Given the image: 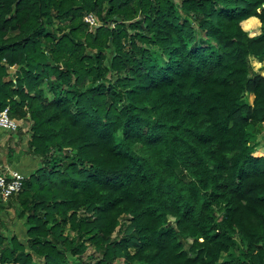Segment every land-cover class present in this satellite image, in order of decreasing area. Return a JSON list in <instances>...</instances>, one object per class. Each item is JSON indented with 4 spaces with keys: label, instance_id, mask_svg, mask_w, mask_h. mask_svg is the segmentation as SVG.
<instances>
[{
    "label": "trees",
    "instance_id": "16d2710c",
    "mask_svg": "<svg viewBox=\"0 0 264 264\" xmlns=\"http://www.w3.org/2000/svg\"><path fill=\"white\" fill-rule=\"evenodd\" d=\"M256 18L264 0H0V112L45 162L0 202L26 228L0 216V264H264Z\"/></svg>",
    "mask_w": 264,
    "mask_h": 264
},
{
    "label": "rangeland",
    "instance_id": "374dc122",
    "mask_svg": "<svg viewBox=\"0 0 264 264\" xmlns=\"http://www.w3.org/2000/svg\"><path fill=\"white\" fill-rule=\"evenodd\" d=\"M180 0H177V4L179 5ZM87 13L84 18L88 15ZM85 20V19H84ZM58 22V21H57ZM67 21L58 22V24H65L68 23ZM113 26V25H112ZM243 28L248 31L250 36H255L260 34L264 31V27L262 26L259 19H255L252 22H244L242 24ZM68 28L64 30L65 33H69ZM90 31L93 29L90 27ZM64 32H61L59 29H56V34L58 36H62ZM130 46L129 44L126 45V49ZM109 60L112 59L115 55L113 49H109L108 51ZM251 65L253 71L259 72L261 75L264 76V60L263 61H252ZM20 66L11 67L10 76L6 78V81L14 80L16 72L20 69ZM113 73L108 74L107 83L109 80H115ZM44 89V96L48 99H52L54 94L51 91V86L44 82L42 85ZM21 127L17 132H2L0 133V141H5L6 146L4 145V150L0 154V161H4L5 163L14 162L16 164V169L23 172L26 177H30L34 174L37 170L44 168V160L41 157L35 156L29 152V140L32 137V132L29 128V121L21 120ZM255 132V140L256 149L261 150L264 145V123L261 125H257L254 129ZM20 172V173H21ZM15 208H8L6 212L1 214V217L4 220L3 225V232L7 234V232H11L17 234L21 239L25 240L26 237V228L24 225V221L19 219L18 212H19V205L16 204ZM10 229V231L8 230ZM66 233H69L70 228L69 226L66 228ZM73 232H71L72 234ZM70 234V233H69ZM120 236L118 233L114 234L113 238L118 239ZM191 241H188L190 243ZM88 255L93 256L92 262H96L101 259V255L97 252H94V249H89L84 255L83 260L88 261ZM223 259H226V256H223ZM112 264H124L123 258H117Z\"/></svg>",
    "mask_w": 264,
    "mask_h": 264
},
{
    "label": "built area",
    "instance_id": "2783aa9c",
    "mask_svg": "<svg viewBox=\"0 0 264 264\" xmlns=\"http://www.w3.org/2000/svg\"><path fill=\"white\" fill-rule=\"evenodd\" d=\"M85 21L91 27L98 26V20L93 14H88L85 17ZM21 125V120L10 116L9 108L0 112V133H15L20 129ZM25 179L26 176L18 171H0V202L7 203L11 197L18 195L23 190Z\"/></svg>",
    "mask_w": 264,
    "mask_h": 264
},
{
    "label": "crops",
    "instance_id": "0c3cea01",
    "mask_svg": "<svg viewBox=\"0 0 264 264\" xmlns=\"http://www.w3.org/2000/svg\"><path fill=\"white\" fill-rule=\"evenodd\" d=\"M4 145L6 146L5 141H4V143H3V141H0V154L4 150ZM11 170L21 172L20 170L16 169V164L14 162L11 161L9 163H5L4 161H0V171L9 172ZM21 173L23 175H25L23 172H21ZM15 207L16 206H14L13 208H15Z\"/></svg>",
    "mask_w": 264,
    "mask_h": 264
}]
</instances>
